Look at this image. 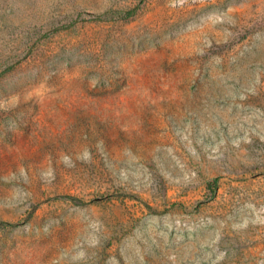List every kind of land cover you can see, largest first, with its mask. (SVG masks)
Wrapping results in <instances>:
<instances>
[{"label":"rangeland","instance_id":"1","mask_svg":"<svg viewBox=\"0 0 264 264\" xmlns=\"http://www.w3.org/2000/svg\"><path fill=\"white\" fill-rule=\"evenodd\" d=\"M0 264H264V0H0Z\"/></svg>","mask_w":264,"mask_h":264}]
</instances>
